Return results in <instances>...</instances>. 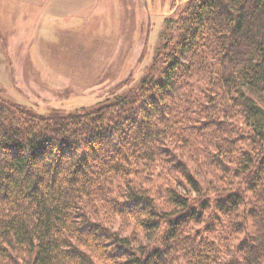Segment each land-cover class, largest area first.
I'll use <instances>...</instances> for the list:
<instances>
[{
  "label": "trees",
  "instance_id": "1",
  "mask_svg": "<svg viewBox=\"0 0 264 264\" xmlns=\"http://www.w3.org/2000/svg\"><path fill=\"white\" fill-rule=\"evenodd\" d=\"M176 22L104 103L43 114L0 96V264H264V0H189ZM139 165L163 170V203Z\"/></svg>",
  "mask_w": 264,
  "mask_h": 264
},
{
  "label": "rangeland",
  "instance_id": "2",
  "mask_svg": "<svg viewBox=\"0 0 264 264\" xmlns=\"http://www.w3.org/2000/svg\"><path fill=\"white\" fill-rule=\"evenodd\" d=\"M188 1L0 0V96L47 114L54 108L67 112L92 108L127 92L154 64L163 44L173 41L177 16ZM78 2L82 14L58 18ZM43 12L56 14L55 24L43 25ZM170 145L184 156L181 146ZM200 169L204 181L211 179L212 168ZM136 171L130 176L150 185L163 203L157 196L165 183L166 176L159 175L163 170L139 165ZM173 172L168 180L172 177L173 184L186 192L178 183L184 179ZM222 173L216 170V175ZM101 209L98 215L112 230L138 239L134 246L148 243L133 217ZM244 234L239 233L237 241ZM106 263L112 264L108 259Z\"/></svg>",
  "mask_w": 264,
  "mask_h": 264
},
{
  "label": "crops",
  "instance_id": "3",
  "mask_svg": "<svg viewBox=\"0 0 264 264\" xmlns=\"http://www.w3.org/2000/svg\"><path fill=\"white\" fill-rule=\"evenodd\" d=\"M26 1H32V0H26ZM39 1H46V0H39ZM52 1H62V0H52ZM65 1H71L72 2V1H84V0H65ZM99 1H101V0H99ZM82 8L84 9V7H82ZM70 11L60 12L61 14L58 15V18H62V16L64 14H67V15L79 14L80 15V14L83 13L82 10L80 9L79 2L74 4V5L73 4L70 5ZM40 20L42 21L43 25L48 24V23L49 24H52V23L55 24L54 21L57 20V15L53 14V15L50 16V15H47L46 12H43V14L41 15Z\"/></svg>",
  "mask_w": 264,
  "mask_h": 264
}]
</instances>
